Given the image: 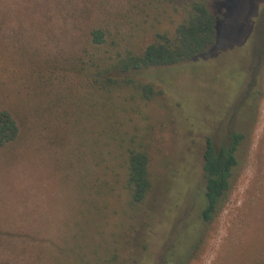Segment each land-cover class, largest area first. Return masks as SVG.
Returning a JSON list of instances; mask_svg holds the SVG:
<instances>
[{
    "label": "rangeland",
    "instance_id": "obj_1",
    "mask_svg": "<svg viewBox=\"0 0 264 264\" xmlns=\"http://www.w3.org/2000/svg\"><path fill=\"white\" fill-rule=\"evenodd\" d=\"M167 2L155 8L156 0H0V106L21 126L18 138L0 148V264H96L98 258L103 264H264L263 54L255 64L263 0L215 2L213 12L222 18L215 49L143 71L159 94L117 109L114 119L150 157L151 191L136 208L116 154L104 159L115 170H105L99 188L93 118L51 86L61 69L72 68L74 78L116 50L142 51L155 30L169 27ZM96 29L104 31V45L92 44ZM252 68L256 90L246 106ZM109 114L98 121L108 123ZM233 130L245 134L238 164L218 213L205 223L199 217L205 140L218 145Z\"/></svg>",
    "mask_w": 264,
    "mask_h": 264
},
{
    "label": "trees",
    "instance_id": "obj_2",
    "mask_svg": "<svg viewBox=\"0 0 264 264\" xmlns=\"http://www.w3.org/2000/svg\"><path fill=\"white\" fill-rule=\"evenodd\" d=\"M162 1L156 0L155 8ZM164 1H168L167 3L172 6L168 20L169 27L165 30H155L152 41L142 51L116 50L113 57H108L107 62L103 61V58L92 62L90 65L94 68L92 72L82 66L74 72L76 73L74 78L68 73L72 72V68L61 69L56 85H51L56 92L60 93L64 90L67 95L81 102L77 104L78 111L83 113L86 119L87 116L93 118L92 156L98 159L95 162L98 176L95 178L99 188L106 185L105 170H115L111 166H106L107 155L116 154L115 160L123 170V187L127 192L129 205L135 208L145 201L151 191L150 157L145 145L129 136L123 129L121 120L117 122L114 119L117 109L122 113L128 107L127 101L137 98L148 101L159 94L152 83L144 82L143 71L181 65L208 55L217 44V27L222 19L213 12L214 3L220 0ZM162 10L166 12L165 8ZM89 37L96 46L106 43L105 33L100 29L91 30ZM87 100L90 102V107L84 109ZM114 103L118 105L114 107ZM91 107H94V110L90 115ZM106 112H110L108 123H100L97 116ZM20 128L19 121L11 111L0 106V148L14 142L19 136ZM86 128L90 131L89 125ZM79 130L83 131L84 135L87 132L84 131L83 125ZM244 139L245 134L242 132L230 131L218 145H215L210 137L205 140L202 156L203 207L199 215L205 223L213 220L231 187L233 170L238 164L237 152ZM98 147L101 148L100 154ZM96 264H103L100 258L96 260Z\"/></svg>",
    "mask_w": 264,
    "mask_h": 264
},
{
    "label": "flooded vegetation",
    "instance_id": "obj_3",
    "mask_svg": "<svg viewBox=\"0 0 264 264\" xmlns=\"http://www.w3.org/2000/svg\"><path fill=\"white\" fill-rule=\"evenodd\" d=\"M237 1H239V0H235V4H236V2ZM234 3V2H233ZM238 3V2H237ZM234 4V5H235ZM263 4H264V0H263V2L261 3V5L258 7V9H257V13H260V18H259V22H260V20H261V15H262V11H263V8L264 7H261V6H263ZM237 5V4H236ZM235 5V6H236ZM237 8V7H236ZM238 10V9H237ZM237 10H235V15H236V12H237ZM237 16V15H236ZM225 20V21H224ZM222 22L224 23V22H226V18H224L223 17V20H222ZM259 22H258V25H259ZM224 25H226L225 23H224ZM258 31H257V27H256V29H255V33L253 34V37L256 35V34H258L257 33ZM230 38V37H229ZM230 44H231V46H235L236 47V45H235V43H232V42H230ZM252 44H253V40H252ZM257 45V50H256V63L255 64H258L259 63V61H260V55H264V35L261 37L260 36V38H259V42L256 44ZM230 46V45H229ZM251 49H253V46L251 45ZM223 52V51H222ZM221 52V53H222ZM251 52H252V50H251ZM220 53V54H221ZM219 54V55H220ZM218 55V54H217ZM216 55V56H217ZM248 64H249V61H248V63L245 65V70H246V68H247V66H248ZM253 71V72H252ZM250 81H249V83H248V85H247V89H246V91H245V94L246 95H248V96H246L247 97V101H246V106L247 105H249L251 102H252V100H253V96H254V93H255V90H256V81H255V75H254V70H253V68H252V70H251V73H250ZM245 97V98H246ZM240 115H241V113H240ZM243 115V114H242ZM234 131V130H233Z\"/></svg>",
    "mask_w": 264,
    "mask_h": 264
}]
</instances>
